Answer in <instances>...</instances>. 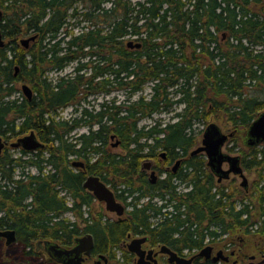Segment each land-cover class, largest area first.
Segmentation results:
<instances>
[{"label":"trees","instance_id":"obj_1","mask_svg":"<svg viewBox=\"0 0 264 264\" xmlns=\"http://www.w3.org/2000/svg\"><path fill=\"white\" fill-rule=\"evenodd\" d=\"M1 3L3 27L13 42L28 29L37 35L27 48L0 49V134L16 139L34 130L44 146L35 151L6 147L0 153V230L16 234L13 252L0 236V264L25 260L36 240L70 244L83 230L93 233L95 254L105 252L107 244L118 246L131 230L155 238L160 233L149 220L158 221L157 229L166 235H183L150 239L175 250L199 249L220 240L208 237L233 231V195L226 186L212 191L216 184L203 179L201 158L192 157L182 169L191 177L188 191L170 186L156 193L133 186L135 179L146 183L140 163L156 156L154 149L171 156L176 148L187 154L197 145L195 124L222 121L246 130L264 110V0ZM70 64V72L50 76ZM20 82L30 85L31 98H9ZM146 87L149 92L143 93ZM67 106L78 115L61 118ZM162 112L171 113L168 121L138 127L142 118ZM83 125L87 131L76 134ZM112 140L121 151L111 149ZM75 155L86 159L85 172L69 166ZM245 156L244 167L259 173L254 187L264 213V148H251ZM85 173L112 188L117 181L129 187L133 202L123 220L105 228L108 218H93V195L81 185ZM156 195L162 204L153 200ZM243 210L248 212L247 206ZM68 211L85 225L71 222L64 216ZM128 253L117 257L114 249V264H133Z\"/></svg>","mask_w":264,"mask_h":264},{"label":"flooded vegetation","instance_id":"obj_2","mask_svg":"<svg viewBox=\"0 0 264 264\" xmlns=\"http://www.w3.org/2000/svg\"><path fill=\"white\" fill-rule=\"evenodd\" d=\"M1 1L2 0H0V11H1L0 35H1V39H2L3 43L0 45V49L3 48V49L10 51L15 46H19V47L21 46L24 48L29 47V45L35 40V38L30 39L28 44L25 46L21 42H18V40L16 42H13L12 41L13 38H11L7 35V33L10 31L7 28L3 27V21H4L3 18L5 15V12H4V8H3ZM11 1L19 2L21 0H11ZM23 35L26 37H30V36L34 35L36 37L37 32L34 29H28V30L24 31ZM10 56H11V54H10ZM17 70H18V68H17V66H15L14 74L17 73ZM24 83L25 82H22L20 85L22 86V84H24ZM9 98H14L13 94L10 95ZM247 129H248V127H247ZM247 129H246L245 135L247 133ZM0 135L3 136L2 139L6 142L4 148L8 147V146L11 147L10 143L12 141H14L15 139H11V138L8 139L5 135H3V134H0ZM245 135L243 137V145L246 148L251 149V148L258 147L260 145H264L263 141L259 142L258 144H255L253 146L246 145L244 142ZM228 139H227V141H228ZM225 143L223 144L222 148L224 147ZM199 144H197V145H199ZM4 148H3V150H4ZM19 148H21V147H19ZM114 148H119L121 151V148L119 147V145L115 146ZM193 149H194V147L191 148L190 150H188L187 154H184L183 151L178 150L176 148L173 151V155H171V156L167 155L166 150H163L165 152V155L162 156V154H161L162 151H160V150H162L161 148L154 149L153 153H155L156 156L143 161L140 165V170L142 171V175L146 179V183H143V182L139 181L138 179H135L133 188L138 189L140 187H144L148 190H156V193H160V192L166 191L167 187L175 186L176 190L179 192H181L183 190L188 191L192 187L191 177H190V174H188L187 172L183 173L182 169L185 166L186 162L189 161L190 159H192V157L201 158V159H203V163H204L203 167L205 170V172L203 173V179L206 177H208V178L210 177L213 180L212 182L216 184V186L213 187L212 191H217V188L219 186H226L227 192L229 194L233 195L232 200H233L234 205H235V209H234L235 210V217H234L233 231H226V232H222V233L218 232V235H216V236L212 235V236L207 238V239H220L216 242H219L222 239H229V242L227 243V247L225 249H223V247L220 245L218 246V248H216L215 245H218V244H214L216 242L210 243V245L212 246V249L210 252V257L198 255L197 253H198L200 248L199 249L182 248L181 250H175V249L171 248L169 245H168V247H170L172 250H175L177 252V254L182 256V257H185V258L192 257L191 264H208V263H215V264H264V213L261 212V210H260L261 205L258 204L260 201V196H257L255 194L256 188L254 187V185L257 183L258 178L256 177L254 181L249 183V181H248V179L244 173V169L247 170V168L244 167L243 161H246L248 158L245 156V154L243 156H241L240 154H237V156L239 157L238 164L241 167L242 174L244 175V177L246 179L245 185H242L241 182H242L243 177H242L241 173L230 172L227 177H221L220 178V175L218 173H216V171H215L216 170L215 166H213L212 164L209 163L206 153L203 151H200L197 153H191V151ZM71 157H75V158L71 159L69 166L72 169H74V171L85 172L86 168H87L86 159L83 157H80L78 155L71 156ZM158 157H160L161 160ZM155 158L156 159L158 158L160 161L156 162V160H154ZM250 158H251V156L249 157V159ZM74 160H81L83 162V164L82 165H73L72 161H74ZM224 164H227V168H228V166H229L228 161H224L222 163V167L224 166ZM224 169H226V168H224ZM151 172H154V178L151 177V175H150ZM89 175H95V174L85 173V176H84L82 183H81L83 189H85L83 187V182L85 181V178H87V176H89ZM231 175L236 176V177L241 179L238 187H235V186L231 187L232 191H230V189H229L230 188L229 183H225V182H228L227 180L230 178ZM99 178L101 181L105 182L100 176H99ZM123 180L124 179H122L121 181H123ZM105 184L108 185V187L111 186L110 184H108L106 182H105ZM110 189L112 190L116 200L120 201L124 205L125 209H124V212L121 216H118L114 213L116 219L115 220L114 219H111V220L108 219L109 223L105 224V228H109V226L111 227V223L114 221L118 222L120 220H123V218H125L128 215L126 212L127 207H129L130 203L133 202V193L130 194L129 187L126 186L124 182H118L117 181V185L114 188L111 187ZM85 190H87L88 192H90L92 194V192L89 191L88 189H85ZM65 193H67L68 195ZM62 196L65 199L66 204H68V205L72 204L73 199L70 196L69 192L64 190L62 193ZM93 198H94V201L96 200L98 202H103V201L97 200L94 197V195H93ZM153 198H154L153 199L154 201L159 200L160 203L162 204L163 200L160 198V196L156 195ZM70 200H71V202H70ZM104 205H105V203H104ZM246 206L248 208V212L243 210ZM170 207H172V206H170ZM83 208L87 209L88 207L83 206ZM164 210L165 209H163V211ZM111 213H113V212H111ZM65 214H64V216H66ZM71 214H72V216H70V218H69L71 222H77V223H79L80 226L85 225L83 222H81V220L76 219V217L73 215V213H71ZM149 221H150V228L152 226L155 227L154 232L160 233L159 236H156L155 238H151V236L147 233H144V232L135 233L134 230H131L124 237H121V239H124V240H123V242L119 243L118 246L114 245L113 247H110V245L107 244V246H106L107 250L105 252H99L96 254L93 253L94 239L95 238H94L93 233L90 231H84V230L81 231L80 234H77L76 236L73 237V242L70 244H66V243L64 244V243H60L57 241H53V240H50V238H42L39 240H42L43 242L49 241L51 243H55L59 247L65 249V250H68L75 245V241H74L75 238L83 236L87 233H90L92 235V239H93L92 247L90 249L89 254H85L84 252H82L79 255V258H80L79 264H114V260L111 258V254H112L114 249L119 254L128 251L129 252L128 254H132V258L135 261L134 264H136L137 255H136V253L130 252L127 249V247H126L127 242L126 241H128L129 239H132L133 237L146 236L147 237L146 239H148V240L144 241L141 244V248L145 249L146 253L149 249L153 250V252L155 253L153 256L156 259V264H175V262H171L168 260V254L167 253L159 251V246L162 245L163 243H161L159 241L152 243L150 241V239H183V235L177 231L170 232L166 235L164 230L157 229L160 226V225H157L158 221H156V222H154V220H149ZM104 223H105V221H104ZM179 229H181V227H179ZM144 231H147V230H144ZM15 236H16V234H15ZM4 242H5V239H4ZM125 247H126V249H125ZM218 251H222V256L219 258V260L214 262L211 259V257L213 255H215ZM100 255H103L104 257H99ZM145 255H147V254H145ZM24 257H25V260L13 261L9 264H17V263H22V264H62L64 262V259L68 258V257L65 258V256H61L60 258H58L52 252H48L45 249V243L42 244V247H37L36 243H34V247H33V250L31 251V253L25 254ZM145 259H146V256H145ZM143 261L145 262L146 260H143Z\"/></svg>","mask_w":264,"mask_h":264},{"label":"water","instance_id":"obj_3","mask_svg":"<svg viewBox=\"0 0 264 264\" xmlns=\"http://www.w3.org/2000/svg\"><path fill=\"white\" fill-rule=\"evenodd\" d=\"M1 16V11H0ZM35 36H30L27 38H23L20 42L23 45H27L30 39H34ZM3 43L0 35V45ZM131 45V42H129ZM138 46V44H136ZM21 89L24 95L27 98H31L33 91L31 87L24 83L21 86ZM232 133H225L222 131L220 126L212 121L206 125L203 130L201 144L194 148L191 153H197L203 151L206 153L208 157V161L210 164L215 166V171L221 177H227L230 172L232 173H241L243 179L241 184L245 185V177L242 174V169L238 164L239 157L237 155H231L225 153L222 150L223 144L227 141L228 137L231 136ZM113 138V136H112ZM264 142V111L259 113L257 117L251 122L247 129V133L245 135L244 142L248 146H253L258 144L259 142ZM6 142L2 139L0 135V153L2 152ZM118 141H115L113 145H117ZM11 147H21L24 150L31 151L36 150L44 146V143L37 137L34 130H30L28 133L17 137L14 141L10 143ZM162 156L165 155L163 151ZM224 161H228V168L224 169L222 167V163ZM73 165H82L83 162L81 160L72 161ZM151 177L154 178V172L150 173ZM83 187L92 192L94 197L97 200L103 201L105 203V208L108 211L114 212L116 215L121 216L124 212V206L122 203L118 202L115 199V196L112 190L100 180L99 176L89 175L83 182ZM0 236L5 239V243L7 245L16 241L15 231L13 229H3L0 230ZM147 237H134L130 239L126 243V247L129 251L136 253L137 260L136 264H156V259L154 258V252L152 249H149L146 253V250L141 248V244L146 241ZM75 245L65 250L59 247L55 243L51 242H43L42 240L36 241L37 247H42V244L45 243V249L48 252H52L56 257L60 258L61 256H65L64 262L62 264H79L80 258L79 255L84 252L85 254H89L90 249L92 247L93 239L90 233H87L83 236L75 238ZM212 246L210 244L204 245L199 252L198 255H203L205 257H210ZM160 252H165L168 254V260L171 262H175V264H191L192 257L185 258L177 254V252L170 249L167 245L162 244L159 246ZM147 254V255H145ZM146 256V259H145ZM222 256V251H218L215 255L211 257V259L215 262L219 260ZM99 257H104L100 255ZM143 260H146L145 262ZM22 264V263H17Z\"/></svg>","mask_w":264,"mask_h":264},{"label":"rangeland","instance_id":"obj_4","mask_svg":"<svg viewBox=\"0 0 264 264\" xmlns=\"http://www.w3.org/2000/svg\"><path fill=\"white\" fill-rule=\"evenodd\" d=\"M77 28H75L74 31H76ZM26 36L24 35H21L19 36V38L17 39L18 42H20V40L22 38H25ZM6 39V38H5ZM7 40V39H6ZM72 70V64L68 65L65 69H63L62 71H51L50 72V76L53 75L54 77H56L57 75H61V74H65V73H68ZM22 82L20 83H17L16 84V88H17V91L18 92H15L14 93V97H20V95L22 96H25L23 95V91L21 89V84ZM149 92V88L146 87L145 90L143 91V93H147ZM140 92H138L136 95H139ZM123 93L122 92H119L118 93V97L121 99L123 98ZM135 95V96H136ZM180 109V106H177L176 110H179ZM175 110V111H176ZM78 111H75L76 114H73V111H72V107L70 106H67L63 109L60 110L59 112V115L61 118H64V119H71L73 116L75 115H78L77 113ZM170 114L171 113H155L153 114L151 117H148V118H142L139 122H138V127H147V126H150L152 125L156 120L160 119L162 120V122H165V121H168L169 118H170ZM218 124L220 125L221 129L225 132V133H232L231 137L228 139V141L225 143L224 147L222 148L224 152L226 153H229L231 155H237V154H240L241 156H243L244 154H247L248 151H249V148H246L244 145H243V137H244V134H245V128H240V129H233L231 126H228V124H226L225 122H222V121H218ZM204 127L201 123H197L195 124L194 126V133L196 135V137L198 138V143L197 144H201V138H202V134H203V130H204ZM30 131V130H29ZM28 131V132H29ZM87 131V126L86 125H83V126H80L78 127L76 130H75V133L76 134H79V133H82V132H86ZM26 132V133H28ZM74 132V131H73ZM24 133V134H26ZM22 134V135H24ZM21 136V135H20ZM13 139V138H11ZM114 141L112 140V143ZM199 144V145H200ZM112 146V145H111ZM110 146V148H111ZM196 147L198 145H195ZM195 146H193L194 148H196ZM9 147V146H8ZM113 147V146H112ZM192 147V148H193ZM6 148V147H5ZM4 148V149H5ZM264 148V145H260L257 147V149H263ZM113 149V151H120L119 148H111ZM10 151L12 153H14L15 156L19 155L18 151L17 150H14V149H10ZM160 151H163V150H160ZM75 157H71V159H74ZM160 160L161 158L158 157ZM154 159L156 160V162H159L160 160L159 159ZM143 161H141L142 163ZM140 163V165H141ZM224 168H227V164H224L223 166ZM30 171L32 172H35L36 171V168L35 167H30ZM244 173L249 181V183H251L252 181L255 180L256 177H258L259 173L257 170H254V169H244ZM228 182H225V183H229V189L230 191H232L231 187H238L239 186V183L241 181L240 178L236 177V176H233L231 175L230 178L227 180ZM109 188H111V186H109ZM120 202V201H119ZM157 203H160L159 200H156ZM121 203V202H120ZM123 205V204H122ZM89 208L91 209V212H92V216L93 218L95 219H98L99 217H101L102 220H105L106 218H108L109 220L111 219H116L115 215H114V212L111 213L109 211H107L105 209V205L103 202H98V201H94L90 206ZM130 209V206L127 207L126 209V212L127 210ZM86 210V208H85ZM68 218H70V216H72V214L68 211L66 214H65ZM101 215V216H100ZM127 242V241H126ZM125 242V243H126ZM229 242V239H222L221 241L219 242H216L214 244H218V245H215L216 248H218V246H222L223 249H225L227 247V243ZM8 246V245H6ZM122 246V245H121ZM9 249V252H13V251H16V248L14 247V245H9L8 247ZM122 249V248H121ZM126 249V247H125ZM118 255H120L118 252H117V257ZM135 263V261L133 260V264Z\"/></svg>","mask_w":264,"mask_h":264},{"label":"bare ground","instance_id":"obj_5","mask_svg":"<svg viewBox=\"0 0 264 264\" xmlns=\"http://www.w3.org/2000/svg\"><path fill=\"white\" fill-rule=\"evenodd\" d=\"M130 45V44H129ZM132 45V44H131ZM3 137V136H2ZM86 179V178H85ZM105 183V182H104ZM61 193H63V191L61 192ZM65 194H67V193H65ZM68 195V194H67ZM70 198V197H69ZM70 202H71V200H70ZM68 203V202H67ZM70 205V204H69Z\"/></svg>","mask_w":264,"mask_h":264}]
</instances>
